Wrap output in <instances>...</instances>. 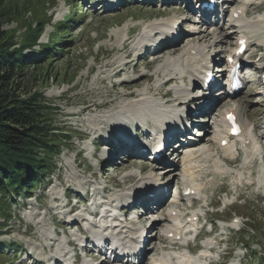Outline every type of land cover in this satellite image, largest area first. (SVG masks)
<instances>
[{
	"label": "rangeland",
	"instance_id": "obj_1",
	"mask_svg": "<svg viewBox=\"0 0 264 264\" xmlns=\"http://www.w3.org/2000/svg\"><path fill=\"white\" fill-rule=\"evenodd\" d=\"M26 1L31 4L32 8L24 16L11 20L4 26V30L7 31L17 30L15 35L17 45L23 43V38L28 29L27 25L32 23L33 26H36L34 20L36 11H43L50 22L46 25L38 46L51 44L54 37L59 34L57 25L65 23V20L73 15L72 11L76 12L77 15H73L76 19L75 22L73 24L68 23L66 26L70 31L71 38L68 40L70 41L69 44L63 48L65 52L58 56H51L53 62L48 77L45 76L44 78L39 70L33 77L29 78V81L20 82L21 86L23 85L21 93L27 92L26 90L33 92L37 90L44 93L46 99L53 103L51 105L53 110L57 109L54 111L56 115L54 118L55 125L61 130L70 132V141L65 143L60 150V155L56 158L57 170L53 173L50 181L41 183L39 187L35 188L32 198L15 200L13 197L11 199L9 203L11 209L8 211L11 218L7 222L0 219V225H4L3 229L0 230V241L8 245L23 247V249L9 250L8 252L4 249L5 252L3 258H0V264H42L46 258L58 256L60 252L65 250L71 258L72 250L67 247V243L81 238L79 235L81 225L91 229L94 228L92 225L110 222L114 215L111 210L117 212L119 208H126L131 195H136V192L141 195L145 191V186L154 181L166 185L164 188L170 192L168 196L167 193L164 196L162 205L156 200L145 201L143 203L144 209L137 210V214L140 216L138 220H143L141 225L148 222L151 226L148 232L151 239L147 251L149 257L143 256L145 260L141 261L140 264H150L155 254L159 257L165 256L168 264H176V260L172 257L177 255L179 252L177 249H181V245H184L187 240L191 241L189 244L191 250L199 248V243L191 240L193 235L182 237L178 242L179 247L178 245L172 246L169 243L170 240H166L164 237L170 229L175 230V226H183L180 220H187L190 216L204 218V215L206 217L201 220L199 224L201 226L205 220L209 221L210 218V221L212 219L222 220L217 223L215 221L214 224L215 228L218 229L217 234L213 235L216 241L225 239L223 233L230 225L229 218L239 216L244 223L240 233L227 231L229 253L224 256L223 264H262L259 261L264 259V183L260 187L258 186L263 180L261 176L264 174V168L257 166L254 169L241 170L240 172L222 168V163L217 158L229 156L231 152H228L229 149L226 150L228 147L225 149L226 151L221 149L218 141H215V144L212 142L213 139H221L226 132L222 125L225 111L230 108L239 109L241 104H243V112L239 110L240 113L236 112V116L239 117L242 112L240 118L248 122L247 127L249 129L253 128L254 125L260 126L257 122L261 121L260 127L263 129L264 106L261 103V96L257 94L254 87H251L243 90L237 96L224 97L220 103L212 107L213 101L207 103L210 101L209 97L205 96L204 99L202 98L203 100L197 99V96L200 95L198 90L200 87L197 85L201 84V81L185 73L188 69L189 58L187 56L182 57L184 52H189L193 47L201 49V44L208 46H204L207 50L205 53H201L203 57L204 55L207 56V62L217 52L222 54L228 49L233 50L239 33L233 26L235 21L232 20V14L234 9L246 4L241 0H231L233 4L229 3V8H225V15L220 18L223 20V25L221 21V25L218 27L210 28L214 30H206L208 26L203 27L198 22L200 20L198 16L192 13L194 6L187 4L192 3L193 0H186L184 4H180L176 0H164V3L163 0H123L121 7L114 5L113 11L105 12L104 6L101 10L88 4L90 0ZM41 5L42 8H40ZM258 7H251L255 10L252 11L250 18H243L246 22V28H250V30L259 29L262 26V24L257 23V19L259 16H264V7H259L261 9L259 11ZM245 8L247 9V7ZM20 23L23 25L21 26ZM174 24L178 25L179 33L183 35V38L176 44H168L167 61L154 63L152 61L154 57L148 54L139 58L137 64L136 58L141 54L137 46L146 36H149L150 31L153 30L152 33L157 32L158 35L161 33V36L154 38L157 42L160 39L168 42V35L172 32L170 27ZM206 31L212 32L209 39H206V42L197 43V38L206 35L203 34ZM194 32L200 33L196 36ZM220 32L223 35H220ZM164 34L166 35L162 38ZM253 36L264 41V31L260 35L253 31ZM219 37L223 39L221 43L218 42ZM127 41L131 44L128 49L123 50ZM38 46L26 49L25 55L38 52ZM125 56L129 57L126 58ZM220 62L219 56L215 57V64L218 68L221 66ZM109 65L119 66L124 70L120 75L115 76L114 69L108 67ZM141 77L143 79L140 80ZM172 79L173 82L169 85L166 84ZM139 80L141 85L138 88L126 89L125 84H122ZM114 86H117L116 89ZM220 89L221 87L215 93H220ZM129 90L135 92L134 97L130 99L123 97ZM226 92L223 93L222 91L213 99L222 98L221 95ZM165 93H169L170 97L164 98ZM172 98L174 99L171 100ZM144 99L146 101H143ZM176 99L178 100L176 103H170ZM184 101H188V103L185 104ZM193 102L195 104H192ZM90 103L102 104L104 107L99 110L92 107L90 113H82L83 107ZM199 104L205 107L207 113H199L200 115L195 119L197 124L201 123L194 127L195 132L203 131L202 133H205L207 131L208 133H205L203 138H198L195 142L204 144L210 150H206V154L182 155L178 153L179 163H174L167 171L163 172L143 157H127L129 155L127 147L121 150V155H115L112 159H116L114 161L107 159L111 153L114 155V148H97L95 141H102L109 134H115V131L122 134L123 131L129 130L126 126L137 127L138 125L145 132L149 128L151 133H156L157 128L164 124L169 129V123L164 119L165 110L170 109L168 111L170 118H175V122H178L177 114L179 112H186L190 116H195V112H199V108H197ZM233 112L229 111L228 113ZM245 112L251 114L254 120H247L246 115L248 117V113ZM254 114L258 116L255 117ZM165 117L170 119L166 114ZM147 122H150V125ZM145 125L147 128L143 127ZM262 129L257 130L259 135L264 133ZM129 132L131 134L137 133L136 131ZM261 140L264 143V139ZM250 141L258 147L256 137L253 140L250 138ZM212 154L214 156L217 154L218 157H212ZM130 160H136V165L126 167V163ZM144 163L148 165L147 169H142L141 164ZM138 167L142 176L137 169ZM99 172H102V178H105L101 182L92 177L93 174L98 176ZM227 172L233 174L237 180L232 183L225 181L224 174ZM243 174L248 177L249 184L253 183L249 191L240 192L236 189V184ZM184 177L185 180L192 181V184H189L195 186L196 190L198 189L199 203L193 206V210H189L188 207L191 206L190 199L185 198L183 201L174 199L176 190L184 188ZM106 184L109 191L107 196L103 197L100 190ZM249 184H241L239 187L243 189L244 185ZM151 188L156 189L155 187ZM193 189L195 190V188ZM86 191L89 195L83 199ZM93 191H99V193L94 197L90 196ZM65 192L69 197L68 205ZM240 193L243 194L242 198L247 200V205L245 207L236 205L221 214L223 205L234 202ZM122 197L125 198L121 200ZM177 204L181 207L179 210L176 209ZM148 208H153V211H148ZM161 209L163 212L158 213ZM172 211H175L176 217L171 216ZM68 212H73V214H68ZM93 212H100L103 215L109 214V220L106 221L103 218L94 221L90 217V213ZM183 214L185 215L184 218H182ZM133 215L136 216L135 211H133ZM146 215L148 216L146 217ZM117 222L119 221L115 217L111 225L118 224ZM120 225L124 224L121 223ZM123 227L125 226H121V228ZM200 228L197 226L193 229L198 231ZM211 229V226L207 224L203 232L206 237L210 234ZM241 234L242 236H240ZM212 240L210 241L212 242ZM205 242L206 240L200 246ZM246 243H249L251 249H248ZM102 246L104 248V244ZM96 248L99 250L98 246ZM223 248L225 245L220 249L216 248L213 254L216 261ZM251 250L253 254L250 252ZM91 253L100 259L97 257L98 253L93 251ZM81 256V264L83 261V264L90 262L88 258L83 259L84 252L81 253ZM207 257V254L200 255L202 259H207ZM179 259L182 263L186 262L184 257ZM190 261L193 264H201L196 257L191 258ZM104 264L124 263L106 261Z\"/></svg>",
	"mask_w": 264,
	"mask_h": 264
},
{
	"label": "trees",
	"instance_id": "obj_2",
	"mask_svg": "<svg viewBox=\"0 0 264 264\" xmlns=\"http://www.w3.org/2000/svg\"><path fill=\"white\" fill-rule=\"evenodd\" d=\"M31 8L26 0H0V219L4 222L11 218L8 211L13 197L15 200L30 198L35 188L51 180L57 170L56 158L70 141V132L55 125L57 109L53 110V103L37 90L21 93L20 82L29 81L39 70L44 78L48 77L53 62L51 56L65 52L63 48L71 38L66 26L73 24L76 20L73 15H77L72 11L73 15L65 23L57 25L59 34L51 44L38 46L50 22L43 11H36V26L29 23L23 43L17 45V30L7 31L4 26L24 16ZM36 46L38 52L25 55L26 49ZM2 227L4 225H0V230ZM4 248L22 247L0 242V258H3Z\"/></svg>",
	"mask_w": 264,
	"mask_h": 264
},
{
	"label": "bare ground",
	"instance_id": "obj_3",
	"mask_svg": "<svg viewBox=\"0 0 264 264\" xmlns=\"http://www.w3.org/2000/svg\"><path fill=\"white\" fill-rule=\"evenodd\" d=\"M248 2H249V0H245V4H247L248 5ZM237 10V9H236ZM235 10V11H236ZM234 11V12H235ZM237 13V12H236ZM247 13H249L248 11H247ZM218 21V20H217ZM210 22L209 23V25H208V27L206 28V30H209L211 27H218L219 25H221L220 23H221V19H220V21H218V22ZM235 21V20H234ZM171 28V30H173L172 29V27H170ZM213 29V28H212ZM212 29H210V30H212ZM234 29V28H233ZM214 30V29H213ZM218 31V30H217ZM157 32H155V36L157 37V36H161V33L158 35V34H156ZM206 34V35H204L202 38H197V43H203V42H206V39L208 40L209 39V37L211 36V34H212V32H210V33H208L207 31L206 32H203V34ZM221 33V32H220ZM171 35H173V33L171 32L170 33V35H168V36H171ZM220 35H223L222 33L220 34ZM180 36H181V34H180ZM200 36V35H199ZM198 36V37H199ZM147 37V36H146ZM222 37V36H221ZM183 38V36L181 37V39ZM220 38V37H219ZM225 38V37H224ZM180 39V40H181ZM187 39V38H186ZM129 41V40H128ZM126 42L125 44H124V46H123V50H126V49H128V46L131 44H129V42ZM223 41V39L222 38H220V40H218V42L219 43H221ZM149 42H152V41H150L149 40ZM169 40H168V42L166 41V40H164L163 42H161V44H160V46H158V47H154V48H151V49H153L154 50V60H153V62L154 63H159V62H166L167 61V57H168V55H167V53H168V44H169ZM150 49V50H151ZM130 55V54H129ZM129 57V56H128ZM127 57V58H128ZM130 63V62H129ZM127 66V65H126ZM108 67H111L112 69H114V71H115V73H114V75L115 76H117V75H120L122 72H123V70H124V68H120L119 66H117V67H115L114 65H109ZM136 69V68H135ZM141 79H143V77H141L140 78V80ZM140 80L139 81H134V82H131V83H129V84H127V83H122V84H125V87H126V89H128V88H131V87H134V88H138L140 85H141V82H140ZM171 82H173V79L172 80H169V81H167V83L166 84H170ZM121 84V85H122ZM115 87V86H114ZM117 87V86H116ZM116 87H115V89H116ZM132 90V89H131ZM222 90V89H221ZM229 90H230V88H229ZM134 94H135V92H132V91H130L129 90V92L127 93V94H124V96L123 97H127V98H131V97H134ZM137 94V93H136ZM228 92H226L224 95H221L222 96V98H216V99H213L212 101H213V105H212V107H214V105H216V104H218V103H220L221 102V100L224 98V97H228ZM117 96V95H116ZM214 96H217V95H214ZM136 97H138V95H136ZM164 98H169L170 97V95H169V93H165L164 94V96H163ZM203 99L205 98L204 96L202 97ZM201 98V99H202ZM174 98H172L171 100H173ZM202 99V100H203ZM178 100L176 99V100H174V101H171L170 103H176ZM192 104H195V102H193ZM225 106V105H224ZM92 107L93 108H95V109H102L103 107H104V105H102V104H96V103H90V104H88V105H86V107H83V111H82V113H87V112H91V110H92ZM208 107V106H207ZM217 107V106H216ZM210 112V111H209ZM208 112V113H209ZM232 112V111H231ZM199 113H207V112H205V107L204 106H200L199 107ZM234 114H235V112H233ZM257 114V113H256ZM236 115V114H235ZM173 116V115H172ZM238 116V115H237ZM254 116H255V114H254ZM256 116H258V115H256ZM255 116V117H256ZM250 118H253L252 116H251V114L249 115L248 114V119H250ZM165 119H166V117H165ZM258 119V118H257ZM259 121V120H258ZM261 122V121H260ZM243 123V122H242ZM259 123V122H258ZM147 124H149L150 125V122H147ZM169 124H172L171 122H169ZM261 124V123H260ZM243 126L245 125L244 123L242 124ZM170 126V125H169ZM255 129L256 130H259V129H261V127L260 126H255ZM147 131H149V130H147ZM203 132V131H202ZM202 132H200L201 134L200 135H202V137L201 138H203L204 137V135H205V133H208L207 131H205V133H202ZM226 139V141H228V143L230 144V140L232 139V138H230L228 135H224V137H222L221 139H213V144H215V141H218L219 142V144L223 141V140H225ZM198 140V139H197ZM196 141V140H195ZM201 142V141H200ZM146 149H147V147H146ZM151 149V148H150ZM188 150V153H190L189 155H191L192 153H201V154H206V150H210V148H207L204 144H197V142H195L194 143V145H192V146H190L189 148H187ZM112 160V159H111ZM114 160H116V159H114ZM114 160H112V161H114ZM165 161V160H164ZM226 163H227V165H229V166H232V167H238V165L240 164L239 163V160H238V158L237 157H235V158H232V159H227L226 161H225ZM136 160H130V161H128L127 163H126V167H128V166H135L136 165ZM140 165V164H139ZM142 165V169H147L148 168V165L147 164H141ZM141 167V166H140ZM253 183V182H252ZM251 183V184H252ZM249 184V183H248ZM251 184H249V185H244V187H243V189H247V190H249V189H251ZM191 191H194V189L193 188H189ZM195 192H196V190H195ZM158 202V201H157ZM157 209V208H156ZM148 211H151V208L149 209H147ZM92 212V211H91ZM161 212H163V209H161V210H159V212L158 213H161ZM105 216H107V215H105ZM148 215H146V217H147ZM124 228V227H123ZM169 233H171V232H169ZM168 233V234H169ZM174 235H177V233L175 234L174 233ZM155 239V238H154ZM97 240H100V239H97ZM102 244H105V243H102V241H100V243H98L97 244V246L99 247V250L100 249H104V248H102L103 246H102ZM149 244V241L148 242H146V249H147V246H149L148 245ZM145 257V256H144ZM203 257V256H202ZM146 258V257H145ZM157 263V261L155 262V264ZM160 263L161 264H165L166 262H162V261H160Z\"/></svg>",
	"mask_w": 264,
	"mask_h": 264
}]
</instances>
